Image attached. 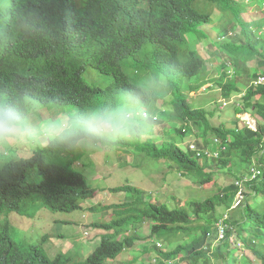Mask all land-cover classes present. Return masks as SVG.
Masks as SVG:
<instances>
[{
  "label": "trees",
  "instance_id": "16d2710c",
  "mask_svg": "<svg viewBox=\"0 0 264 264\" xmlns=\"http://www.w3.org/2000/svg\"><path fill=\"white\" fill-rule=\"evenodd\" d=\"M242 9L235 0H0V99L29 115L30 100L36 101L40 110L49 112L47 120L52 119V109L62 107L68 123L92 108H112L130 101L133 109L143 108L140 111L148 119L131 137L95 140L101 147L166 163L202 186L215 182L222 173L235 178L219 187L220 192L188 206L171 208L153 202L149 191L131 182L109 188L111 193L123 194L124 201L97 206L91 203L98 189L77 168L83 156L79 141L48 138L47 144L37 146L26 157L0 153V264L115 263L119 256H129L135 242L144 236L137 230L145 224L150 226L146 238L156 239L151 249L159 258L156 264H209L212 249L220 264H230L235 249V264L241 260L253 264L251 256L241 252L242 244L264 264V82L255 83L264 76V36L259 35L264 22H244ZM216 10L230 16L231 26L233 20L241 26L240 34L219 44L234 62L235 71L232 76L222 73L216 84L222 98L230 101L241 94L238 77L253 76L234 107L237 114L255 113L257 130L248 124L240 127L239 117L231 126L216 125L213 118H219L215 117L219 108L194 105L183 93L182 81L200 77L207 64L190 42L194 34H206ZM258 57L263 58L258 64L248 65ZM157 70L166 74L175 95L168 113L151 106L159 95L160 86L154 81ZM92 72L97 84L85 77ZM103 83L110 84L102 87ZM41 113L38 117L43 124ZM164 121L169 122V131L174 127V134L145 137ZM212 145L215 148L210 150ZM242 186L247 191L243 190L241 210L230 215L231 225L219 238L216 206L229 207ZM87 202L89 208L84 206ZM36 203L54 211H108V219L92 224L104 230L98 245L82 261H75V254L67 252L51 258L43 246L48 235L30 244L14 240L9 215L27 213ZM185 236L191 240L181 241ZM175 242L180 244L173 250L161 248Z\"/></svg>",
  "mask_w": 264,
  "mask_h": 264
},
{
  "label": "rangeland",
  "instance_id": "374dc122",
  "mask_svg": "<svg viewBox=\"0 0 264 264\" xmlns=\"http://www.w3.org/2000/svg\"><path fill=\"white\" fill-rule=\"evenodd\" d=\"M243 8L241 17L244 22L254 24L257 22H264V0H235ZM230 16H223L222 12L216 10L212 14L213 22L206 25V34H194V40L190 42V46L193 49L198 50L202 56L207 60L204 72L198 78L190 80L188 78L182 81L183 93L187 96L190 103L197 106H204L207 110L213 108H219L220 112L213 118L214 124L218 125L222 122L231 126L235 117H239V126L243 127L244 124H248L251 128L257 130L259 125L257 124V116L255 113H235V103L239 102V99L247 88L251 85L253 76L241 75L238 77V87L241 90V94L233 95L230 101L224 100L221 96L219 86L216 84L222 73L227 72L230 76L235 71L234 62L228 58L223 52L222 44L225 40L230 39L236 33L240 34L241 26L235 21L231 26L228 19ZM227 32V33H226ZM258 34V33H257ZM259 35L264 36V27L259 31ZM215 37H219L218 41H214ZM214 42H212V40ZM217 42V43H216ZM260 42H262L260 40ZM264 42V40H263ZM263 58L251 59L248 65L258 64V60ZM252 71V66H249ZM127 68V73L133 75L130 67ZM87 81L95 82V72L86 74ZM133 78V77H132ZM134 79V78H133ZM146 79V78H145ZM206 81V83H200ZM97 84V83H96ZM102 87H107L110 83H103ZM94 85V84H92ZM197 86H200L197 88ZM195 87V88H194ZM159 95L153 98L151 106L155 111L170 112L171 104L174 100V93L172 92V85L168 80V83L164 87L158 89ZM30 100V99H29ZM122 104L132 108L130 101L123 102ZM41 104L36 101L30 100L31 119L41 129L49 123L56 121L67 122V111L64 108L52 109L50 114L52 119H46V113H49L46 109L40 110ZM133 109V108H132ZM143 108L138 107L140 111ZM42 115L43 124H41L38 114L40 111ZM41 113V114H42ZM254 117V118H253ZM256 118V119H255ZM257 123H256V122ZM173 126V125H172ZM170 125L168 121H164L161 124L155 125L153 133L146 134V138H163L168 134H174V127L169 131ZM195 137V135H193ZM49 136L41 131L37 141H28L23 144L4 145L0 146V153L6 156H30L37 146H43L47 144ZM178 144H182L179 139ZM111 146V143H108ZM213 150L215 147L210 146ZM110 148V149H106ZM101 147L100 144L95 141L80 142L79 151L83 154L80 162H78L77 168L85 173L89 182L98 189V194L92 205H105L113 204V201H124L123 194L111 193L109 188L121 186L127 182L144 188L150 192V199L153 202L159 201L171 208L177 206H188L191 202H201L207 197L212 196L219 191V187H224L234 181V176L228 173H222L215 182L201 185L191 176H182L176 169L170 168L166 163H157L155 160L140 157L131 158L121 150H116L114 147ZM123 154L122 157L120 155ZM119 162L122 165H119ZM141 163V164H140ZM160 165V166H159ZM242 194H237L233 201L228 204H220L216 206L215 212L217 217L226 221V226H230V215H237L240 212V204L244 200V192L246 188L242 186ZM244 190V192H243ZM112 202V203H111ZM253 200H250L252 203ZM89 202L85 203V208H89ZM230 213V214H229ZM108 219V211L94 212L87 209L63 212L54 211L42 203H36L30 206L27 213L12 212L9 215V219L13 225L11 235L14 240L30 244L40 241L45 235H48V241L44 244V248H47L51 258L57 255L59 252H67L75 254V261H82L90 251L98 245L99 236L104 230L95 229L92 224L99 219ZM218 220V219H217ZM215 220V222H217ZM141 228V226H140ZM129 230L132 233V226H129ZM150 230V226L145 224L143 228L137 230L142 238L135 242L133 250H130L128 257L119 256L117 263L119 264H156L159 260L158 257L153 256L151 249L154 248V242L156 239L146 238L147 233ZM135 232V231H134ZM128 233L121 236L124 238ZM147 235V236H145ZM211 237V236H210ZM220 236L219 238H222ZM181 241L191 240L190 237H183ZM214 244L218 245L216 239ZM180 242H175L169 245L163 244L161 248H167L173 250ZM242 244V242H238ZM46 246V247H45ZM149 248V251L146 249ZM241 252L251 256L253 264H260L259 261L253 258V254L248 248L242 244ZM224 246H220V250H224ZM216 251L215 249H212ZM238 250V249H237ZM233 251L230 264H235L238 257V251ZM209 252V264H220V260ZM78 253V254H77ZM134 259L131 261V259ZM181 261V260H180ZM115 262V263H116ZM114 261L110 264H115ZM237 264H247L246 261H238Z\"/></svg>",
  "mask_w": 264,
  "mask_h": 264
},
{
  "label": "clouds",
  "instance_id": "9594fccd",
  "mask_svg": "<svg viewBox=\"0 0 264 264\" xmlns=\"http://www.w3.org/2000/svg\"><path fill=\"white\" fill-rule=\"evenodd\" d=\"M154 81L164 87L168 83V77L157 70ZM146 119V113L125 104H117L112 108H92L69 123L56 121L41 129L26 110L0 99V146L35 142L41 131L61 142L128 138L139 132L142 121Z\"/></svg>",
  "mask_w": 264,
  "mask_h": 264
},
{
  "label": "built area",
  "instance_id": "2783aa9c",
  "mask_svg": "<svg viewBox=\"0 0 264 264\" xmlns=\"http://www.w3.org/2000/svg\"><path fill=\"white\" fill-rule=\"evenodd\" d=\"M264 82V76H260L256 81L255 83H262ZM193 147V146H191ZM238 183H241V182H238ZM238 194H240L242 197H243V194H242V189L239 190ZM218 227H219V232H220V235L223 236L225 234V231H226V224L224 223V219H221L219 222H218ZM158 246H160V243L158 242L157 243Z\"/></svg>",
  "mask_w": 264,
  "mask_h": 264
},
{
  "label": "crops",
  "instance_id": "0c3cea01",
  "mask_svg": "<svg viewBox=\"0 0 264 264\" xmlns=\"http://www.w3.org/2000/svg\"><path fill=\"white\" fill-rule=\"evenodd\" d=\"M221 219H223V217H221V218L216 222V226H217V228H219L217 224H218V222H219ZM224 223L226 224V221H225V220H224ZM227 228H228V227L226 226V230H227ZM225 232H226V231H225ZM224 235H225V234H224ZM224 235H223V237H224ZM220 236H221V235H220ZM223 237H222V238H223Z\"/></svg>",
  "mask_w": 264,
  "mask_h": 264
}]
</instances>
